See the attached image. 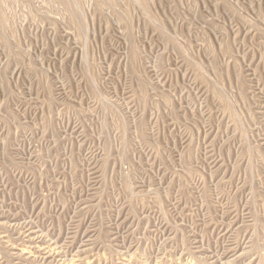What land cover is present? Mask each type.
<instances>
[{
	"label": "rangeland",
	"instance_id": "rangeland-1",
	"mask_svg": "<svg viewBox=\"0 0 264 264\" xmlns=\"http://www.w3.org/2000/svg\"><path fill=\"white\" fill-rule=\"evenodd\" d=\"M0 264H264V0H0Z\"/></svg>",
	"mask_w": 264,
	"mask_h": 264
}]
</instances>
